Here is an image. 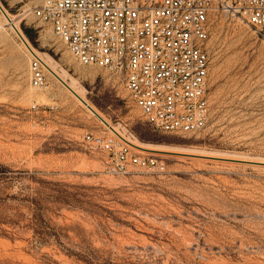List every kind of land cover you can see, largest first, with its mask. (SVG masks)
I'll return each mask as SVG.
<instances>
[{
    "label": "rangeland",
    "instance_id": "obj_1",
    "mask_svg": "<svg viewBox=\"0 0 264 264\" xmlns=\"http://www.w3.org/2000/svg\"><path fill=\"white\" fill-rule=\"evenodd\" d=\"M0 2L103 117L167 163L107 173L83 137L112 131L46 68L48 87L31 83L30 54L0 10V264H264L261 34L215 13L209 123L171 133L145 121L121 77L76 61L33 15L40 0Z\"/></svg>",
    "mask_w": 264,
    "mask_h": 264
},
{
    "label": "built area",
    "instance_id": "obj_2",
    "mask_svg": "<svg viewBox=\"0 0 264 264\" xmlns=\"http://www.w3.org/2000/svg\"><path fill=\"white\" fill-rule=\"evenodd\" d=\"M239 14L264 37V0H40L33 15L50 26L78 63L122 78L142 117L171 133H196L210 120L212 18ZM30 80L48 87L43 58L30 45ZM113 175L166 170L163 158L113 134L87 133Z\"/></svg>",
    "mask_w": 264,
    "mask_h": 264
},
{
    "label": "bare ground",
    "instance_id": "obj_3",
    "mask_svg": "<svg viewBox=\"0 0 264 264\" xmlns=\"http://www.w3.org/2000/svg\"><path fill=\"white\" fill-rule=\"evenodd\" d=\"M12 20V22H15V19L11 16H9ZM6 21L9 22V20L6 18ZM11 23V22H9ZM15 24V23H14ZM17 27V25H16ZM18 31H16V33L18 34V36L21 38L22 43L24 44V46L27 48V50L32 51V49L30 48V43L25 39V37L23 36V34L21 33L20 29L17 27ZM44 60V64H45V68L47 69V71L49 72V74L51 76H53L56 80L62 82L63 84H65L67 86V88H69L72 92H74L76 95H78V98L85 104V106L90 110V112L92 114H95L96 116H98L100 118V120L112 131L113 134H116L120 137H122L123 139H125L126 141L130 142L131 144L135 145L136 147H138L139 149H141L142 152H148V153H154L152 150H159V151H163L164 149H152L149 146L144 145L143 143L139 142L136 139H132L128 136H125L123 134H121L119 132V129L113 125L109 120H107L105 117H103L100 112L98 111V109L92 104L90 103L86 97L84 96L83 92L80 90L78 91L75 88L74 84H71L69 82H67L65 80V75H61L53 66V64L47 60L44 56L41 55V53L37 50H35ZM75 88V89H74ZM80 92V93H79ZM80 101V102H81ZM167 148V147H166ZM167 150V149H166ZM156 154V153H155Z\"/></svg>",
    "mask_w": 264,
    "mask_h": 264
},
{
    "label": "water",
    "instance_id": "obj_4",
    "mask_svg": "<svg viewBox=\"0 0 264 264\" xmlns=\"http://www.w3.org/2000/svg\"><path fill=\"white\" fill-rule=\"evenodd\" d=\"M0 10H1V12L4 14V16L9 20V22H11L12 27H13L16 31H18L16 25L12 22L11 18L9 17L7 11L5 10V8L3 7V5L1 4V2H0Z\"/></svg>",
    "mask_w": 264,
    "mask_h": 264
},
{
    "label": "trees",
    "instance_id": "obj_5",
    "mask_svg": "<svg viewBox=\"0 0 264 264\" xmlns=\"http://www.w3.org/2000/svg\"><path fill=\"white\" fill-rule=\"evenodd\" d=\"M148 124H150L152 127H153V129L154 130H158V131H162V130H160V129H158V128H156L152 123H150L149 121H147V120H145ZM164 132V131H163Z\"/></svg>",
    "mask_w": 264,
    "mask_h": 264
}]
</instances>
